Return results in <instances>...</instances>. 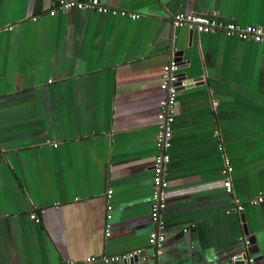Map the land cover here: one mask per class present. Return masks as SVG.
<instances>
[{
  "label": "crops",
  "instance_id": "1",
  "mask_svg": "<svg viewBox=\"0 0 264 264\" xmlns=\"http://www.w3.org/2000/svg\"><path fill=\"white\" fill-rule=\"evenodd\" d=\"M100 1L115 12L51 16L54 0H0V264H134L105 258L138 251L139 264L263 255L264 201L252 202L264 198V44L192 33L172 18L216 14L264 28V0ZM177 52L187 64L180 74L202 81L178 95L167 239L156 255L161 76ZM227 163L232 193L221 184Z\"/></svg>",
  "mask_w": 264,
  "mask_h": 264
},
{
  "label": "built area",
  "instance_id": "2",
  "mask_svg": "<svg viewBox=\"0 0 264 264\" xmlns=\"http://www.w3.org/2000/svg\"><path fill=\"white\" fill-rule=\"evenodd\" d=\"M56 8L50 12L51 16H55L57 10L68 12L71 10H85L95 11L99 14H109L115 12L114 10L104 6L100 0H54ZM125 14V13H124ZM133 19H139L138 14H128ZM37 18H35L36 20ZM173 26L178 28H187L189 31L197 34H213L222 32L228 38L239 39L244 42H254L264 44V28L254 26H243L241 24L225 21L216 14L213 15H199V14H177L172 18ZM180 65L179 62L173 57L164 66L161 76V88L166 93L165 101L163 102L158 114V126L156 133L155 145L157 155L153 161V195H152V208L151 218L155 225L154 230L149 237V244L156 248V255L162 254V246L166 242V223L163 220V213L167 208L169 193V181L167 179V167L171 162L170 149L173 141V124L175 116L178 113V95L180 91L188 85L180 78ZM227 163L223 171L225 176L224 181L221 182L222 187L227 192H233V184L230 179L231 168ZM112 192H109L111 198ZM264 198L260 197L252 204L257 205L263 203ZM243 211L244 208H238ZM108 210L111 211L112 207L109 206ZM42 212H44L42 210ZM112 215L109 213L108 220H111ZM31 219L39 221L37 214H32ZM111 225H107V236L111 234ZM245 247L250 245L247 239H244ZM142 255V252H134L128 255L117 256L112 258H105L106 262L117 261H131ZM243 258L245 264L253 263L252 258H244L243 254L234 256V262H238ZM95 258H88L87 262H94ZM243 263V264H244Z\"/></svg>",
  "mask_w": 264,
  "mask_h": 264
},
{
  "label": "water",
  "instance_id": "3",
  "mask_svg": "<svg viewBox=\"0 0 264 264\" xmlns=\"http://www.w3.org/2000/svg\"><path fill=\"white\" fill-rule=\"evenodd\" d=\"M193 33V32H192ZM178 62H179V65H180V69L181 68H184V66L186 67L187 66V64H181V61H183V57H182V53L181 52H177L176 54H175V57H174ZM180 78H181V80H185V81H188V82H186L187 83V85H189L188 83H190V82H200V81H202V78H197V79H195V80H191V79H188V77H187V75L185 74H180ZM188 79V80H187ZM244 230H245V235H246V237H248L249 236V231H248V228H247V226H245L244 227ZM249 242L251 241V239L252 238H250L249 237ZM247 257V256H246ZM140 258H142V257H138V258H136V259H134V260H131V261H133L134 262V264H139V260H140ZM248 258H252L253 259V263H255V262H258V261H260V260H262L263 258H264V254L263 255H261V256H257V257H254V256H249ZM244 262H243V258L241 257L240 259H239V261H238V263L237 264H243Z\"/></svg>",
  "mask_w": 264,
  "mask_h": 264
},
{
  "label": "bare ground",
  "instance_id": "4",
  "mask_svg": "<svg viewBox=\"0 0 264 264\" xmlns=\"http://www.w3.org/2000/svg\"><path fill=\"white\" fill-rule=\"evenodd\" d=\"M72 11V10H71Z\"/></svg>",
  "mask_w": 264,
  "mask_h": 264
}]
</instances>
